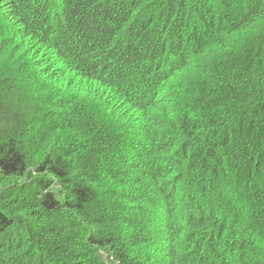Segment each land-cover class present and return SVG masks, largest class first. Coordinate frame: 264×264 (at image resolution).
<instances>
[{
  "label": "trees",
  "instance_id": "obj_1",
  "mask_svg": "<svg viewBox=\"0 0 264 264\" xmlns=\"http://www.w3.org/2000/svg\"><path fill=\"white\" fill-rule=\"evenodd\" d=\"M0 264H264V0H0Z\"/></svg>",
  "mask_w": 264,
  "mask_h": 264
}]
</instances>
